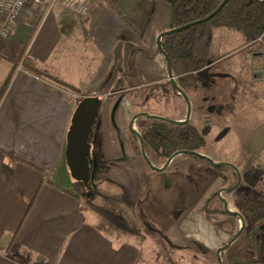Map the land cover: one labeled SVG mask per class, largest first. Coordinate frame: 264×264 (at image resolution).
I'll use <instances>...</instances> for the list:
<instances>
[{
    "label": "crops",
    "instance_id": "crops-1",
    "mask_svg": "<svg viewBox=\"0 0 264 264\" xmlns=\"http://www.w3.org/2000/svg\"><path fill=\"white\" fill-rule=\"evenodd\" d=\"M59 12L60 9L46 10L33 25L34 16L26 10L10 36L0 37V89L9 79L0 101V264L159 263L152 237L131 236L103 227V219L84 205L88 195L93 199V193L98 192L101 196L112 195L134 210L140 201L139 185L144 173L136 155L123 159L111 156L104 147L108 131L102 130L95 150L104 161H112L118 167L114 172L111 169L99 172L89 166V179L93 174L92 178L100 186L85 188L71 179L65 149L72 114L83 97L100 95L101 106L110 98H124L120 100L124 104L120 110L125 128L132 116L143 113L135 103V106L130 104V97L141 101L159 92L169 93L172 85L168 83L166 61L156 45L158 36L169 29V6L160 0H100L91 5L81 22ZM254 43L246 42L250 50L247 54L240 52L234 66L242 70L249 60L253 65L262 63V52L254 49ZM211 45L207 66L196 73V87L201 84V76L225 75L215 70L222 57L209 62ZM19 57L78 92L24 69ZM253 75L262 79L259 72ZM219 81H211L210 85L216 89L207 92L209 97L229 93ZM179 100V115L173 119L176 121L184 120L186 111L185 101ZM187 100L193 107L194 101L189 97ZM209 108L196 111L194 125L191 117L187 121L204 140L199 153L214 139L219 125L215 116L218 112ZM217 110L231 111V105L221 102ZM202 155L214 163L212 156ZM188 160L190 165L197 164L198 174L204 163L214 167L191 157ZM150 170V181L153 173L163 172ZM196 187L190 198H185L186 186L180 191L182 201L175 209L178 215L169 223L176 224V229L169 228L163 241L170 248L174 246L173 241L177 249L188 248L194 262L223 264L220 251L225 254L238 239L224 246L231 237L230 231L222 227L220 234L215 227L231 219L218 209L223 188L213 184ZM148 196L147 191L137 207L142 212ZM206 208L216 212L206 213ZM165 209L162 207L161 213L154 216L161 226L169 220ZM242 225L240 221L235 231H241ZM244 232L247 237L249 232ZM234 253L229 255V264Z\"/></svg>",
    "mask_w": 264,
    "mask_h": 264
},
{
    "label": "rangeland",
    "instance_id": "rangeland-1",
    "mask_svg": "<svg viewBox=\"0 0 264 264\" xmlns=\"http://www.w3.org/2000/svg\"><path fill=\"white\" fill-rule=\"evenodd\" d=\"M98 1L100 0H95V2L94 0H90L89 10L91 5ZM71 3V0H60L50 10L60 9L59 13H64L75 18L76 22L83 21L86 16H78L72 13L68 6ZM34 19L31 22L33 25L37 22ZM245 44V40L236 31L215 29L213 32L209 62L212 63L214 59L222 57L220 64L215 70L219 69L225 74L224 76H201V84L199 86H195L190 91L183 88L180 89L183 95L179 91L175 92L174 89L169 87L168 94L159 92V94L156 93L147 98H140L141 101L139 99L135 101L130 97L132 100L130 104H133V106L136 104L138 111L146 113L145 115L147 116L162 117L168 120L178 118L179 106L181 104H178V101L182 99L186 104L184 120L189 121L191 117V124L195 120L193 115H195L197 110L205 111V109L210 107L209 109L214 110L213 112L220 113L217 109L221 102L223 104L226 102L229 103L231 105V111L225 110L220 113L221 116L218 113L215 114L216 118H218L217 123L219 124L218 129H215L214 132L216 136L212 137L214 139L209 140L206 149L200 155L202 153L208 154L214 158V163L231 165L235 169V174L230 167L216 168L208 166L205 163L201 169V173L198 174L199 171L195 169V165L197 164L195 162L193 165L188 164L191 162V160H188L190 156L179 155L170 162L165 171L153 173L150 181V166L142 156L140 145L135 138L136 133H141L149 125L150 119L147 117L143 119L145 123L143 127L140 126L139 120H136L132 124L133 129L131 130V120L125 125V128L121 121L122 114L120 109L124 107V104L120 103V100L123 101L124 98H110L107 104L104 103L101 106L100 114L92 131L91 150L96 151L95 149L98 147L101 131L107 130L108 139L105 140L104 147L108 149L111 156H114L116 159H123L124 156L130 158L136 155L139 167L141 171H144L142 176L148 178L147 182H144L143 178H141V185H139L141 187L140 201L138 199V206L144 200L145 193L147 196V191L149 193V198L147 199L148 206L146 205L143 212L137 209L138 206L134 210L133 208L129 209L123 203L118 202V200L116 201L114 196H105V193L101 196L98 192L93 193V199L88 195L84 199V205L87 207V203L91 202L114 213H119L126 219L132 229H137L140 232V236L152 237L154 239V251H156V255L160 259L159 263L157 262L156 264H207L205 260L194 262L192 252L186 250L188 248L177 249V246L175 247L176 242L174 241L172 242L174 245L173 248H170L163 241L169 228L176 229V224H170L174 222L173 218L178 215L175 210L176 204L182 201L180 191L185 186V198L192 196V192L196 190L198 184L202 186L213 184L217 185L219 189L223 188L220 191V198L223 200L218 201V209H220V212L227 210L230 213L241 214V208L244 205L249 204L259 207L260 216L253 223H250L247 219L244 220L241 231H235L236 227H239L240 221L238 222V217L230 213L226 214V216L231 218L230 222H219L215 226L218 233H222L223 227L230 231L228 232L229 236L238 238L230 246L228 252L223 254L220 251L223 264H229L230 253L242 252L245 249L249 234L247 237L244 236V231L249 232L251 226L256 223L264 226V39L261 38L253 45L256 51L262 52V63L260 65H253L249 60L245 62V68L240 70V67L234 66V59L240 57V52L247 54L250 50ZM233 50H237L236 53H232ZM225 55L226 57H224ZM253 72H259L262 75V79H258V77L254 78ZM217 79L222 83L224 90L227 88V92L229 93L225 95L224 93L217 94L221 95L222 98L217 97V95L209 97L207 92L216 89V87L210 85L211 81L213 80L216 83ZM207 80L209 81L208 83ZM188 97L194 101L193 107L189 105ZM204 97H208L206 103H204ZM127 100L129 99L126 98ZM115 108H117V111H115ZM220 119H222V124ZM144 152L153 166L159 168L165 163L149 147H146ZM204 158L207 157L204 156ZM117 167L118 165L111 161V163L107 162L106 168L96 170L106 172L108 169H111V172H114V169L116 170ZM92 175L89 179V186L92 188L99 187L100 185L95 182ZM166 184L170 187L166 188ZM105 186L104 189L108 190L107 186ZM215 203L217 206V201ZM162 207L166 208L165 212L169 214V220L167 219L163 223L165 224L163 226L154 218V216L161 213L160 209ZM142 215H144L152 231H149L144 225ZM102 226L113 229L106 222Z\"/></svg>",
    "mask_w": 264,
    "mask_h": 264
},
{
    "label": "trees",
    "instance_id": "trees-1",
    "mask_svg": "<svg viewBox=\"0 0 264 264\" xmlns=\"http://www.w3.org/2000/svg\"><path fill=\"white\" fill-rule=\"evenodd\" d=\"M167 4L170 9L169 31L170 34L159 38L160 46L170 62V71L173 82L177 88H193L198 83L196 73L204 69L208 64L210 55V45L214 29L224 28L234 30L239 33L246 42H257L264 39V0H227L216 14L206 21L199 22L212 14L223 0H160ZM46 7H29L28 11L34 16L36 25L46 11ZM159 52V51H158ZM18 61L21 66L37 76L49 78L50 80L78 92L77 89L66 85L46 72L34 68L25 59ZM9 79L4 82L0 89V101L6 90ZM171 84V80L168 81ZM172 89H174L172 87ZM177 92L176 89H174ZM178 94V93H177ZM145 114H136L132 117L130 128L133 123L139 120L141 127L145 125L143 119ZM150 119V118H149ZM138 135L143 141L144 148L149 147L156 155L169 163L179 155H189L192 159L207 162L204 156L200 155V150L204 147V140L200 133L188 122L168 120L165 118L150 119L149 125L141 133H136L135 138L138 143ZM90 168L104 169L107 162L104 161L97 151L90 149ZM150 164H152L149 161ZM164 163V164H165ZM163 164V165H164ZM149 165V164H148ZM160 166L161 167H163ZM150 166V165H149ZM226 164H220L217 168H224ZM235 170V169H234ZM143 181L147 182V177L143 176ZM166 188H169L166 184ZM213 198L211 196L206 205ZM87 207L98 215L109 227L131 236H139L137 229H132L126 219L119 213H114L102 206H97L91 202ZM209 211L206 208V213ZM241 214L230 213L227 210L221 213L232 214L240 221L248 220L254 222L260 216L258 206L244 205ZM144 225L150 231V225L142 215ZM152 231V230H151ZM154 232V231H153ZM233 238H230L227 245ZM231 264H264V226L260 223L253 224L249 231V238L246 247L242 252L234 253Z\"/></svg>",
    "mask_w": 264,
    "mask_h": 264
},
{
    "label": "water",
    "instance_id": "water-1",
    "mask_svg": "<svg viewBox=\"0 0 264 264\" xmlns=\"http://www.w3.org/2000/svg\"><path fill=\"white\" fill-rule=\"evenodd\" d=\"M226 1L227 0H223L221 5L212 14H210L207 18L199 22L206 21L211 17H213L216 14V12H218L222 8V6L226 3ZM171 32L172 31L168 30L161 33L157 38L156 45L158 51L166 61L168 76L169 79L171 80L172 87L181 93V90L177 88L173 82L172 73L170 71V62L167 56H165V54L163 53L159 41V38L161 36H165L167 34H170ZM101 103H102V96L100 95L83 97L77 103L74 109L66 134L65 158H66V166L69 175L75 183H80L85 188H89L88 182H89V157H90V149H91V136H92L93 128L99 116ZM147 118L157 119L160 117L147 116ZM184 121L187 122L186 120ZM138 140H139L142 156L144 157L146 162L150 165V167L156 171H164L167 168L169 161H167L163 165V167L159 169L152 166L149 163L147 157L145 156L144 144L139 135H138ZM205 160L214 167L220 165L217 163H213L212 160L208 158H205ZM231 242L232 241H230L226 246H228Z\"/></svg>",
    "mask_w": 264,
    "mask_h": 264
},
{
    "label": "built area",
    "instance_id": "built-area-1",
    "mask_svg": "<svg viewBox=\"0 0 264 264\" xmlns=\"http://www.w3.org/2000/svg\"><path fill=\"white\" fill-rule=\"evenodd\" d=\"M60 0H0V37L7 38L17 26L23 13L29 7H46L51 9ZM68 4L72 13L78 16L86 15L90 0H71ZM260 40V39H259Z\"/></svg>",
    "mask_w": 264,
    "mask_h": 264
},
{
    "label": "flooded vegetation",
    "instance_id": "flooded-vegetation-1",
    "mask_svg": "<svg viewBox=\"0 0 264 264\" xmlns=\"http://www.w3.org/2000/svg\"><path fill=\"white\" fill-rule=\"evenodd\" d=\"M139 145H140V144H139ZM140 149H141V148H140ZM144 149H145V148H144ZM144 153H145V152H144ZM155 154H156V153H155ZM145 156H146V155H145ZM148 161H149V159H148ZM169 164H170V163H169ZM169 164H168V165H169ZM151 165L153 166V164H151ZM89 166H90V162H89ZM154 167H155V166H154ZM167 167H168V166H167ZM225 167H230V168H232V169H233V172H234V174L236 173V172H235V170H234V168H233L231 165H228V164H226V166H225ZM225 167H224V168H225ZM149 168H151V167H149ZM155 168H157V167H155ZM159 168H160V167H159ZM159 168H158V169H159ZM166 169H167V168H166Z\"/></svg>",
    "mask_w": 264,
    "mask_h": 264
}]
</instances>
